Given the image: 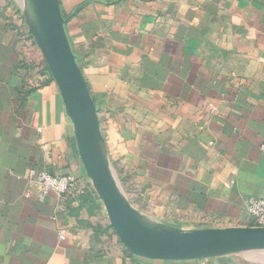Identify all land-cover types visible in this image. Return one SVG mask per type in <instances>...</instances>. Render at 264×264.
Masks as SVG:
<instances>
[{"label":"crops","instance_id":"1","mask_svg":"<svg viewBox=\"0 0 264 264\" xmlns=\"http://www.w3.org/2000/svg\"><path fill=\"white\" fill-rule=\"evenodd\" d=\"M59 1L130 203L184 230L254 227L246 201L264 198V0ZM42 55L13 0H0V264L256 262L242 251L130 252ZM31 167L73 175L80 190L41 200Z\"/></svg>","mask_w":264,"mask_h":264},{"label":"water","instance_id":"2","mask_svg":"<svg viewBox=\"0 0 264 264\" xmlns=\"http://www.w3.org/2000/svg\"><path fill=\"white\" fill-rule=\"evenodd\" d=\"M35 2L38 15L29 11V18L68 107L80 157L104 202L111 225L128 250L161 258H198L241 251L253 259L264 257V226L184 230L153 221L165 228V232L159 233L133 215L151 220L132 207L110 161L96 104L66 34L60 1Z\"/></svg>","mask_w":264,"mask_h":264},{"label":"built area","instance_id":"3","mask_svg":"<svg viewBox=\"0 0 264 264\" xmlns=\"http://www.w3.org/2000/svg\"><path fill=\"white\" fill-rule=\"evenodd\" d=\"M29 180L44 200L49 194L66 195L80 190V180L73 175H57L47 170L31 167ZM248 213L255 219V226H264V198H249Z\"/></svg>","mask_w":264,"mask_h":264},{"label":"rangeland","instance_id":"4","mask_svg":"<svg viewBox=\"0 0 264 264\" xmlns=\"http://www.w3.org/2000/svg\"><path fill=\"white\" fill-rule=\"evenodd\" d=\"M26 1H27V3H26L24 0H22L23 3H21L19 0H13L15 6H16V8H17V13L19 14V16H21V18H22V20H23V22H24V25L30 30V32H32L33 38L35 39V41H36V43L38 44L40 50L42 51V48H41V46H40V42H39V38H38V36H37V34H36V31H35V27H34L33 23L31 22V20H30V18H29V14H30V13H29V11H30V8H29V7H30V6L33 7V11L35 10V8H34V5L32 4V0H26ZM42 52H43V51H42ZM108 154H109V152H108ZM110 161H111V160H110ZM119 182H120V184H121V187H122V189H123L125 195H126L127 198H128V193H127V191L125 190L126 188H125V186H124L122 180L119 179ZM128 199H129V198H128ZM131 205H132V207H133L134 209L137 210V208H136L133 204H131ZM134 215H135V214H134ZM135 216H136V215H135ZM136 217H138V219L141 221V223H144V225L148 226V227L151 228V229H154V230H162V229H163V228H160V227H162L161 225L155 223V222L162 223L160 220L153 219V218L149 217V218L152 220V222H149V221H148L147 219H145V218L142 219V218H140L139 216H136ZM153 221H155V222H153ZM173 231L183 232V231L178 230V229H174ZM253 264H264V257H259V258H257L256 262H253Z\"/></svg>","mask_w":264,"mask_h":264},{"label":"bare ground","instance_id":"5","mask_svg":"<svg viewBox=\"0 0 264 264\" xmlns=\"http://www.w3.org/2000/svg\"><path fill=\"white\" fill-rule=\"evenodd\" d=\"M32 4L34 5V8H35V10H34V15L36 14V15H38V9H37V5H36V2H35V0H32ZM134 215V214H133ZM135 216V215H134ZM136 216H138V215H136ZM135 216V217H136ZM140 217V216H139ZM136 218H138V217H136ZM140 218H142V219H144V217H140ZM146 219V218H145ZM149 222H152L151 220H149V219H147ZM143 225H144V223H142ZM144 226H146V225H144ZM147 228H149L148 226H146ZM160 228H163L162 230H154V229H151V228H149L150 230H152V231H154V232H161L162 231V233L163 232H165V228L164 227H160Z\"/></svg>","mask_w":264,"mask_h":264},{"label":"trees","instance_id":"6","mask_svg":"<svg viewBox=\"0 0 264 264\" xmlns=\"http://www.w3.org/2000/svg\"><path fill=\"white\" fill-rule=\"evenodd\" d=\"M40 53H41V56H42V61H43V62H45V60H44V57H43V55H42V52H41V50H40Z\"/></svg>","mask_w":264,"mask_h":264}]
</instances>
